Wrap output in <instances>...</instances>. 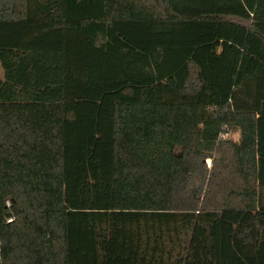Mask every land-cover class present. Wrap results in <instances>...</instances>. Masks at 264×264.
Listing matches in <instances>:
<instances>
[{"label": "trees", "instance_id": "obj_1", "mask_svg": "<svg viewBox=\"0 0 264 264\" xmlns=\"http://www.w3.org/2000/svg\"><path fill=\"white\" fill-rule=\"evenodd\" d=\"M0 62V264H264V0H0Z\"/></svg>", "mask_w": 264, "mask_h": 264}, {"label": "rangeland", "instance_id": "obj_2", "mask_svg": "<svg viewBox=\"0 0 264 264\" xmlns=\"http://www.w3.org/2000/svg\"><path fill=\"white\" fill-rule=\"evenodd\" d=\"M3 76H4V70H3L2 65H1V62H0V78H3ZM230 137H231L232 139L238 141V140L240 139V134H239L238 132H236V133H231V134H230ZM207 164H208V167H210V165H211V160H210V159L207 161Z\"/></svg>", "mask_w": 264, "mask_h": 264}]
</instances>
